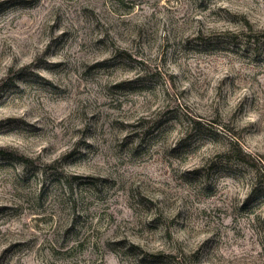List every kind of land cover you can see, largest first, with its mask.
Returning a JSON list of instances; mask_svg holds the SVG:
<instances>
[{
    "label": "rangeland",
    "instance_id": "rangeland-1",
    "mask_svg": "<svg viewBox=\"0 0 264 264\" xmlns=\"http://www.w3.org/2000/svg\"><path fill=\"white\" fill-rule=\"evenodd\" d=\"M3 149L0 264H264V0H0Z\"/></svg>",
    "mask_w": 264,
    "mask_h": 264
},
{
    "label": "trees",
    "instance_id": "trees-1",
    "mask_svg": "<svg viewBox=\"0 0 264 264\" xmlns=\"http://www.w3.org/2000/svg\"><path fill=\"white\" fill-rule=\"evenodd\" d=\"M246 24L249 25L250 29H252V26L251 24L248 22V20H246ZM24 68L20 69L23 70ZM12 71V70H11ZM23 79V74L22 73H19V75L16 77V81H20ZM191 128L195 131H201V132H210V133H214V126L212 124H202L200 121L196 120V119H191L190 122L188 123ZM162 127V126H161ZM160 129V127H158L157 131ZM232 149H229L225 152V154H229V155H236L238 161H239V164H243V163H246L247 160L246 158L248 157L247 154H244L242 149L240 148L239 145H232ZM237 146V147H235ZM0 159L2 160H7V159H16V161H19L20 164H24V165H30V159L23 156V155H15V154H8V152L6 151V149H3V150H0ZM130 248V251L133 252L134 254L136 255H141L143 250L140 249L139 246L137 245H132L129 247ZM143 261V259H142Z\"/></svg>",
    "mask_w": 264,
    "mask_h": 264
}]
</instances>
